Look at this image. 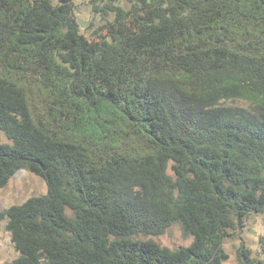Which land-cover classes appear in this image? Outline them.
Listing matches in <instances>:
<instances>
[{
    "label": "trees",
    "instance_id": "16d2710c",
    "mask_svg": "<svg viewBox=\"0 0 264 264\" xmlns=\"http://www.w3.org/2000/svg\"><path fill=\"white\" fill-rule=\"evenodd\" d=\"M72 1L0 0V188L48 186L0 210V264H227L264 217V0H90L93 39ZM174 223L190 245L134 238Z\"/></svg>",
    "mask_w": 264,
    "mask_h": 264
},
{
    "label": "rangeland",
    "instance_id": "374dc122",
    "mask_svg": "<svg viewBox=\"0 0 264 264\" xmlns=\"http://www.w3.org/2000/svg\"><path fill=\"white\" fill-rule=\"evenodd\" d=\"M59 3L60 0H51ZM121 5L129 8L127 0H121ZM72 7L83 33L88 38H95L96 32L103 27L107 21L113 19V15L102 17L93 12L90 0H73ZM0 141L9 142L4 133L0 132ZM48 186L44 178L27 170L16 172L5 187L0 188V210L8 209L13 205L21 204L27 199L47 194ZM7 220H0V262L10 261L19 256L11 240V233L7 230ZM264 234L263 215H253L242 230L235 232V236L228 238L225 249L230 254L227 264H236V252L242 243L250 247L254 254L259 250L260 237ZM134 238L143 240L153 239L162 246L172 249L180 246H188L193 241L192 236L185 235L180 223H174L166 232L159 236L138 235Z\"/></svg>",
    "mask_w": 264,
    "mask_h": 264
}]
</instances>
